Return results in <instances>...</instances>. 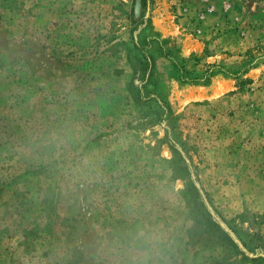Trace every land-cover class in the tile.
Here are the masks:
<instances>
[{
    "label": "rangeland",
    "instance_id": "rangeland-1",
    "mask_svg": "<svg viewBox=\"0 0 264 264\" xmlns=\"http://www.w3.org/2000/svg\"><path fill=\"white\" fill-rule=\"evenodd\" d=\"M149 54L171 130L128 87ZM0 264H264V0H0Z\"/></svg>",
    "mask_w": 264,
    "mask_h": 264
},
{
    "label": "trees",
    "instance_id": "trees-1",
    "mask_svg": "<svg viewBox=\"0 0 264 264\" xmlns=\"http://www.w3.org/2000/svg\"><path fill=\"white\" fill-rule=\"evenodd\" d=\"M162 52L172 60L173 69L171 71V76L177 77L185 83H206L209 82L210 76L214 74L213 71L207 70L203 72L188 70L185 64L186 60L179 54L178 47ZM153 60V55L149 54L142 60L130 61L135 73L132 81L128 83V87L137 106L141 108L140 112H143L142 109L144 106L149 107L153 101L158 102L162 112V117L164 116L163 118L168 120L170 125L168 128L171 130L175 127L177 118L173 114V109L169 101L160 92V87L158 86H161L163 83L154 79L155 61ZM154 81L156 85L154 84V87L150 88V84H153ZM163 85L166 88V84L164 83ZM163 85L161 86L162 88ZM157 116H160L161 118V115L157 114ZM169 135L172 139L174 132L171 131ZM171 146L175 153L180 154V151L175 143H172ZM175 160L179 162L180 158ZM188 188L194 201L193 210L200 216L198 220L197 218L195 219L196 224L204 227L202 232L212 235L217 241L222 242L223 244L227 242L232 245V248L239 249L238 243L231 236L230 232L231 229L235 232L237 229L233 228L230 221L223 217L221 212L215 207L210 193L204 188L201 189L196 184L195 179L190 180ZM244 243L247 244L246 241H244ZM238 251H240V249Z\"/></svg>",
    "mask_w": 264,
    "mask_h": 264
},
{
    "label": "bare ground",
    "instance_id": "bare-ground-1",
    "mask_svg": "<svg viewBox=\"0 0 264 264\" xmlns=\"http://www.w3.org/2000/svg\"><path fill=\"white\" fill-rule=\"evenodd\" d=\"M222 83H223L222 81H217L215 82L214 87L219 89L222 86Z\"/></svg>",
    "mask_w": 264,
    "mask_h": 264
}]
</instances>
